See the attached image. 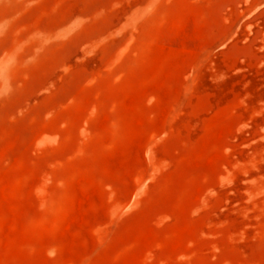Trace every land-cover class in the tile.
Masks as SVG:
<instances>
[{"label": "rangeland", "instance_id": "1", "mask_svg": "<svg viewBox=\"0 0 264 264\" xmlns=\"http://www.w3.org/2000/svg\"><path fill=\"white\" fill-rule=\"evenodd\" d=\"M0 264H264V0H0Z\"/></svg>", "mask_w": 264, "mask_h": 264}]
</instances>
